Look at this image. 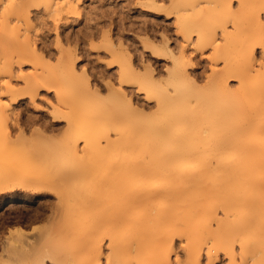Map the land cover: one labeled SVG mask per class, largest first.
<instances>
[{
  "label": "rangeland",
  "instance_id": "rangeland-1",
  "mask_svg": "<svg viewBox=\"0 0 264 264\" xmlns=\"http://www.w3.org/2000/svg\"><path fill=\"white\" fill-rule=\"evenodd\" d=\"M65 1L26 0L19 8L9 11L10 16L13 12H28L31 19L29 28L33 26L31 30L28 28L29 37L37 40L32 41L38 48L45 47L46 43V49L41 48L46 50V55L43 53L44 62L38 59L28 61L25 59L28 54L23 58L26 53L22 44L25 42L24 26H21L22 29L13 27V19H10V25H6L8 19L4 21L1 17L5 4L0 2V22H5V25L1 22L3 28H0V103H10V93L5 92L2 84L9 80L6 73L11 69V95L24 94L8 109L13 115L8 127L15 137L18 135L16 123L25 132L23 137L12 143L0 142V172L16 161L21 169L30 173H61L67 168L70 175L66 185L62 180L64 186L61 179L47 182L48 186L52 184V188L53 183L57 185L53 190L47 186L51 192L46 190L44 194L39 193L41 196L31 194L29 198L24 197L29 201L15 202L10 206L9 199H3L0 205V264H25L42 259L44 264H67L72 252L87 260V264H166L162 260L164 257L169 258L170 264H176V260L180 264H191L193 256H200V264H206L207 253L217 256L213 264H264V232L255 233L254 230L245 232L242 241L230 237L218 244L204 233L190 237L187 225L166 226L159 234V250L156 253L112 250L111 242L124 243L129 237L124 229H109L103 226V222L99 223V230L94 234L97 245L85 240L88 235L86 227L94 219L97 223L122 203V151L129 126L126 115L129 105L137 111V119L134 120L137 123L158 114L157 103L174 94L168 70L173 66L171 55L177 54L183 45H186L184 60L187 73L199 94H204L209 89L212 71L223 65L221 54L226 48L236 46L240 38L232 21L222 19L219 11L221 3L208 5L200 0L194 9H183L177 5L179 0H71L72 6L53 10ZM228 4L234 15L240 18L238 1L228 0ZM179 14L189 15L195 23L188 43L177 30L176 16ZM260 18L264 21L262 14ZM223 26L230 32L227 39L221 35ZM104 35L114 45L121 44L130 50L139 72L143 73L144 67L148 66L155 84L147 85L140 78L120 83V68L113 62L110 44ZM248 43L257 67L263 60L262 49ZM59 45L75 50L79 58L74 63L76 70L82 67L88 70L90 86L98 90L99 97L84 95L71 83L64 82L59 95L66 100L61 108L65 117L54 122L52 114L60 108L56 94L43 88L33 90L32 95L27 93L25 96V93L28 91L26 82L31 83L42 69L54 73L61 70L62 66H58ZM150 49L159 52L161 59H154ZM20 51L21 56H18ZM19 57H22L20 61ZM226 82L230 89H236L234 78H227ZM182 83L189 86L188 81ZM109 85L122 93L117 102H113L109 95ZM191 112L192 104L187 114ZM15 114H18L17 118ZM107 137L109 145L105 142ZM69 146L77 150L76 154H61ZM132 146V150L136 151L135 143ZM45 204L55 210L51 218H31L27 221L30 215L43 210ZM18 227L23 229L29 240L35 238V250L30 252L29 257L13 251H1V242L8 237L9 231ZM212 227H216L215 222ZM92 247L95 248L89 256L87 250ZM257 248L263 252H258ZM156 258L158 260L155 261Z\"/></svg>",
  "mask_w": 264,
  "mask_h": 264
},
{
  "label": "bare ground",
  "instance_id": "bare-ground-1",
  "mask_svg": "<svg viewBox=\"0 0 264 264\" xmlns=\"http://www.w3.org/2000/svg\"><path fill=\"white\" fill-rule=\"evenodd\" d=\"M25 1L0 0L5 4L1 17L4 21L8 19L6 25H10V19H13V27L18 29L24 26L25 32H29L31 19L27 11L13 12L11 16L9 15L10 10L19 8ZM237 1L240 18L234 15L228 0H203L208 5L222 4L219 10L222 19L232 21L233 28L239 32L240 38L236 46L226 48L221 54L223 65L220 69L212 71L207 92L199 94L193 79L187 73V64L184 60L186 45H183L177 54L171 55L173 66L168 70L171 77L169 83L174 94L167 95V98L157 103L158 114L154 118H145L137 123L134 121L137 119V111L129 105L126 110L129 126L122 151L124 164L122 203L113 208L111 213L101 217L97 223L94 219L92 224L86 227L85 232H88L86 241L97 245L98 241L94 234L99 230L100 222L109 229L113 227L124 229L129 237L124 243L111 242L112 250L122 249L136 253L148 251L156 253L159 250V234L166 226L177 224L187 225L190 237L196 233H204L218 244L230 237L242 241V236L245 239V232L251 230L255 233L264 232V21L260 18L261 14L264 16V0ZM199 2L201 1L179 0L177 5L183 9H194ZM64 6H72L71 0H66L53 10L58 11ZM176 18L178 32L182 34L186 43L190 42L191 31L195 26L193 19L186 14H179ZM3 25L1 24L0 28H3ZM25 32L23 33L25 42L22 44L26 53L22 54L23 58L28 54L29 57L25 58L29 59L28 61L38 59L44 62L46 50L41 49L43 46L38 48L35 43L37 40L32 37L31 39L28 32ZM221 35L224 39L230 36L226 26L221 27ZM106 38L110 44L113 62L120 68L118 73L120 83L129 82L131 78H140L147 85L155 84L148 66L144 67L143 73L139 72L130 50L121 44L114 45L108 36ZM248 42L262 49L263 60L257 67L250 51L252 47ZM45 44L43 48L46 49ZM164 44L166 45L167 41ZM59 47L58 66H62L59 68L61 70L54 73L42 69L40 73L35 74L31 83L26 82L28 91L25 93V96L27 93L32 95L33 90L37 91L40 88L54 92L57 105L60 107L56 109L57 114L56 112L52 114L54 122H59L65 117V112L61 111V108L65 106L66 100L59 95L61 84L64 82L71 83L84 95L99 97L98 90L90 86L88 70L85 67L76 70L74 63L79 58L77 59L75 50L71 51V48H63L61 45ZM149 51L154 59H161L159 52L154 49ZM21 53L20 51L18 56H21ZM21 59L22 57L18 61ZM6 76L9 80L2 86L6 93H10L11 98L9 104L0 103V142L12 143L23 137L25 132L16 123L18 135L15 137L12 134L8 123L13 115L8 109L11 104L22 99L24 93L18 96L11 95L13 90L11 69L7 71ZM227 78L236 80V89L229 88ZM48 81L52 84L49 85ZM183 81H188L189 86L183 85ZM109 90L112 101L117 102L122 93L110 85ZM191 104L192 112L188 115L187 110ZM15 117L17 118L18 114H15ZM105 142L109 145L108 137ZM133 143L137 147L136 151L132 150ZM76 152L75 148L69 146L61 154L69 156ZM12 162L11 167L0 172V205L5 198L9 199L10 206L15 202L29 201L30 199L25 200L24 197L29 198L31 194L41 196L39 193L44 194L48 190L47 182L61 179L62 183V180L65 182L70 176L67 168L61 173L36 174L21 169L16 161ZM50 185L49 189L53 190L57 184L53 183V188ZM62 185L64 186L63 183ZM50 190L48 192H51ZM43 206V210L30 215L27 221L31 218L34 220L51 218L55 213L53 206L49 204ZM213 222L216 223L215 228L212 227ZM34 240L35 238L29 240L23 229L18 227L9 231L8 237L1 242V251L3 253L13 251L29 257L30 252L35 250ZM94 248L87 250L89 256ZM257 251L263 252L261 248H257ZM199 257L193 256L190 259L191 264H200ZM206 258V264H213L217 260V256L210 253L206 254ZM162 260L170 264L168 257ZM87 262L78 257L76 252H72L67 259V264ZM25 264L44 262L42 259ZM176 264H180V261L176 260Z\"/></svg>",
  "mask_w": 264,
  "mask_h": 264
}]
</instances>
